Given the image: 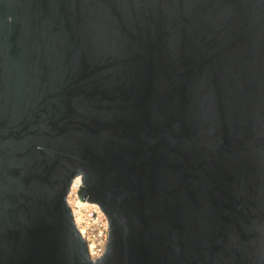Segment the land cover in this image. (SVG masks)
<instances>
[{
	"label": "water",
	"instance_id": "1",
	"mask_svg": "<svg viewBox=\"0 0 264 264\" xmlns=\"http://www.w3.org/2000/svg\"><path fill=\"white\" fill-rule=\"evenodd\" d=\"M0 264H264V0H0Z\"/></svg>",
	"mask_w": 264,
	"mask_h": 264
},
{
	"label": "built area",
	"instance_id": "2",
	"mask_svg": "<svg viewBox=\"0 0 264 264\" xmlns=\"http://www.w3.org/2000/svg\"><path fill=\"white\" fill-rule=\"evenodd\" d=\"M73 181L71 183L66 201L69 197L70 206H68L71 211L72 207L77 210L76 213L72 214L74 224L82 239L86 243L90 259L94 260L99 258L105 250L108 241V220L104 212L95 203H88L87 206L81 208L77 206V191L79 186L71 189ZM81 231H83V233H81Z\"/></svg>",
	"mask_w": 264,
	"mask_h": 264
},
{
	"label": "bare ground",
	"instance_id": "3",
	"mask_svg": "<svg viewBox=\"0 0 264 264\" xmlns=\"http://www.w3.org/2000/svg\"><path fill=\"white\" fill-rule=\"evenodd\" d=\"M79 183H80V178H79V177L75 178V180L73 181V185H72L71 189H72V188H77V187L79 186ZM67 203H68V205L70 206V199H69V197H68ZM88 203H89V202H87V201H81L79 198H78V200H77V206H78L79 208L87 206ZM76 212H77V210H75V209L72 207V214H74V213H76ZM72 216H73V215H72ZM81 233H83V231H81Z\"/></svg>",
	"mask_w": 264,
	"mask_h": 264
}]
</instances>
